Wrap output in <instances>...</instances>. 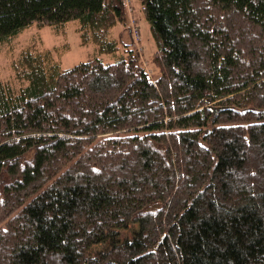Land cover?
<instances>
[{
    "label": "trees",
    "instance_id": "1",
    "mask_svg": "<svg viewBox=\"0 0 264 264\" xmlns=\"http://www.w3.org/2000/svg\"><path fill=\"white\" fill-rule=\"evenodd\" d=\"M0 0V43L78 22L0 81V264H264V0ZM138 228L131 236L122 230Z\"/></svg>",
    "mask_w": 264,
    "mask_h": 264
},
{
    "label": "rangeland",
    "instance_id": "2",
    "mask_svg": "<svg viewBox=\"0 0 264 264\" xmlns=\"http://www.w3.org/2000/svg\"><path fill=\"white\" fill-rule=\"evenodd\" d=\"M127 10L129 23L127 26H115L111 30V35L112 37L122 35L125 40H131L142 54L144 64L149 72L152 73L154 70L156 71L151 63L156 43L142 12L139 0H130ZM133 21L138 23L141 29V38L138 41L134 40L132 34ZM77 27L78 22L76 20L69 21L64 27V32L60 33L51 26L39 27L33 24L18 36L0 43V81L12 83L16 87L22 84V81L16 77L14 62L22 53L28 51L34 54L49 52L51 59L58 62L62 68L88 61L95 56H99L106 61L112 60L111 55L99 54L94 43L82 44ZM137 228V224L130 225L122 230V236H131Z\"/></svg>",
    "mask_w": 264,
    "mask_h": 264
},
{
    "label": "built area",
    "instance_id": "3",
    "mask_svg": "<svg viewBox=\"0 0 264 264\" xmlns=\"http://www.w3.org/2000/svg\"><path fill=\"white\" fill-rule=\"evenodd\" d=\"M127 6H129L130 0H125ZM132 34L134 35V40H140L141 38V29L138 23L133 21Z\"/></svg>",
    "mask_w": 264,
    "mask_h": 264
}]
</instances>
